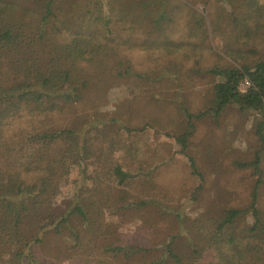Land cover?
Instances as JSON below:
<instances>
[{
  "label": "trees",
  "instance_id": "trees-1",
  "mask_svg": "<svg viewBox=\"0 0 264 264\" xmlns=\"http://www.w3.org/2000/svg\"><path fill=\"white\" fill-rule=\"evenodd\" d=\"M28 1V8L0 1V264H50L51 261L39 255L40 247L48 241L55 240L57 248L62 245L58 244L61 239L65 240L61 241L63 245L70 240L72 246L77 240L80 243L77 227L86 229L90 211L80 203L78 189L94 174L84 177L87 169L81 165L73 196L61 204L56 203L55 198L66 181V168L57 158L58 143L65 138L75 141L80 162H99L98 168L95 166L99 180L107 176L120 190L137 181L148 183L152 172L150 168L136 166L141 150L134 139L109 140L108 146L99 144L91 148L88 128L92 124L84 118L64 128L48 126L42 121L32 125L29 134L15 138L19 133L14 131L13 138L7 140L4 128L15 130V126L22 123L21 118H29V115L49 117L86 103L93 85L97 82L107 84L112 77L138 78V84L144 86L154 82V78L158 82L169 81L171 76H165L163 70L171 74L172 69L187 67L199 73L203 70L201 63L205 55L211 50L204 43L207 27L203 15L193 9L173 10L172 5L167 7L162 0H134L130 11H107L100 0H95L93 7L85 10L80 8V2L64 6L65 0ZM241 2L245 10L239 25L243 28L237 35L243 34L245 40L239 42L235 37L233 42L253 53L250 47L255 42L251 33L260 25L263 6L255 0ZM230 5L233 8L241 6L234 2ZM173 12L175 15L185 12L191 18L186 20L184 30H178L173 23ZM231 13L229 18L237 19ZM250 19L254 20L253 26H247ZM134 50L144 51L162 68L157 72L134 71L128 55ZM204 70L219 78L212 87L210 107L193 113L179 105L185 117L184 131L172 136L185 155L195 120L206 115L218 118L229 105H237L241 111L264 112V59L240 67L215 65ZM173 79L176 80L174 74ZM243 80L249 82V87L240 92L238 87ZM144 130L145 127H140L136 131ZM255 132L262 146L255 151L252 160L236 163L243 168L253 167L258 175L246 209L253 218L249 227L253 235L264 222L258 206V189L264 184L260 169L264 119L258 121ZM25 139L35 143V149L23 162L20 149ZM115 151L120 152L119 157L114 156ZM124 157L128 161L124 162ZM188 160L194 167L193 159L188 157ZM91 188L86 187L87 190L97 187ZM125 196L128 197V193L125 192L122 202L126 201ZM100 199L101 204L107 201L102 196ZM150 202L137 198L132 205L142 207ZM90 207L94 209L93 204ZM243 211L228 208L214 219L212 260L220 264H246L253 244L240 247L234 243L233 236L226 233ZM96 249L111 256H122L126 262L148 250L134 243H106ZM165 249L166 258L179 259L171 243L168 242ZM198 254L200 256V252ZM192 259L196 260L194 255ZM165 260V257L159 259L158 264H165Z\"/></svg>",
  "mask_w": 264,
  "mask_h": 264
},
{
  "label": "rangeland",
  "instance_id": "rangeland-1",
  "mask_svg": "<svg viewBox=\"0 0 264 264\" xmlns=\"http://www.w3.org/2000/svg\"><path fill=\"white\" fill-rule=\"evenodd\" d=\"M0 1L1 4L11 2L30 6L28 0ZM94 1L65 0L64 6H75L74 3L80 2V8L85 10L93 7ZM100 1L107 11H130L134 0ZM229 1L241 6L233 8ZM241 1L245 0H162L165 6L172 5L173 10L193 9L206 19L204 43L211 50L205 55L201 63L203 70L199 73H193L187 67L172 69L171 74L163 70L165 76H171L169 81L158 82L154 78V82L144 86L138 84V78L112 77L107 84H94L86 103L76 104L49 117L29 115V118H21L22 123L19 122L15 130L4 128L7 140L13 138L14 131L19 133L15 138L29 134V128L42 121L48 126L64 128L84 118L92 124L88 128L91 148L95 149L99 144L108 146L109 140L134 139L141 150L136 166L152 170L148 183L137 181L120 190L107 176L98 179L95 166L98 168L99 162L92 163L93 156L91 161L88 159L90 162H80L74 140L65 138L59 142L57 158L66 168V181L55 198L56 203L61 204L73 196L81 165H84L87 169L84 177L85 174H94L78 189L80 203L90 211V222L84 231L82 226L77 227L80 243L77 240L72 246L70 240L63 245L65 240L61 239L60 248L56 247L55 240L40 247L39 255L43 259L51 261L50 264H158V260L165 257V264H220L212 260L211 242L215 232L212 223L223 210L238 208L244 211L226 232L227 236H233L234 243L240 247L253 244L250 256L245 259L246 264H264V222L253 235L249 230L253 218L246 211L258 175L253 167L243 168L236 164L252 160L255 151L262 146L255 130L258 121L264 119V112L241 111L237 105H229L218 118L206 115L195 120L186 155L180 152V146L172 137L184 131L185 117L180 113L179 105L193 113L210 107L212 87L219 78L205 72V68L215 65L240 67L264 59V0H255L263 8L260 25L255 33H251L255 43L250 48L254 52L233 42L235 37L239 42L245 40L243 34L237 35L243 28L239 25L245 10ZM230 13L238 20L229 18ZM173 15L177 29L184 30L186 20L191 19L189 15L185 12L177 16L173 12ZM253 23L254 20L250 19L247 26H253ZM128 55L134 71L157 72L162 68L142 50L130 51ZM140 127L145 130L138 133L136 130ZM34 147L32 141L22 140L20 160L25 162ZM114 156L119 157L120 152L115 151ZM188 157L193 159L194 167ZM122 159L128 161L127 157ZM88 163L91 165L86 166ZM260 169L264 179V151ZM93 186L97 188L86 189H93ZM125 192L128 197L125 196L126 201L122 202ZM101 196L107 198L105 204H101ZM137 198L151 202L142 207L133 206ZM258 206L264 221V184L258 189ZM168 242L179 259L166 258L165 245ZM106 243H134L148 250L126 262L122 256H111L96 249ZM193 255L196 260L192 259Z\"/></svg>",
  "mask_w": 264,
  "mask_h": 264
},
{
  "label": "built area",
  "instance_id": "built-area-1",
  "mask_svg": "<svg viewBox=\"0 0 264 264\" xmlns=\"http://www.w3.org/2000/svg\"><path fill=\"white\" fill-rule=\"evenodd\" d=\"M249 87V82L247 80H243L240 84H239V91L240 92H245L247 90V88Z\"/></svg>",
  "mask_w": 264,
  "mask_h": 264
}]
</instances>
